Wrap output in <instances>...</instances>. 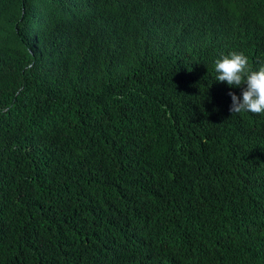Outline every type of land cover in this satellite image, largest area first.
Listing matches in <instances>:
<instances>
[{"label": "trees", "instance_id": "16d2710c", "mask_svg": "<svg viewBox=\"0 0 264 264\" xmlns=\"http://www.w3.org/2000/svg\"><path fill=\"white\" fill-rule=\"evenodd\" d=\"M251 44L264 0H0V264H264Z\"/></svg>", "mask_w": 264, "mask_h": 264}, {"label": "clouds", "instance_id": "9594fccd", "mask_svg": "<svg viewBox=\"0 0 264 264\" xmlns=\"http://www.w3.org/2000/svg\"><path fill=\"white\" fill-rule=\"evenodd\" d=\"M252 52L259 57L262 47L251 44ZM217 73L215 80L226 82L231 87H239L246 83L241 95L230 91L231 105L229 111L233 114L250 112L264 114V61L253 62L243 52H221L214 61Z\"/></svg>", "mask_w": 264, "mask_h": 264}]
</instances>
